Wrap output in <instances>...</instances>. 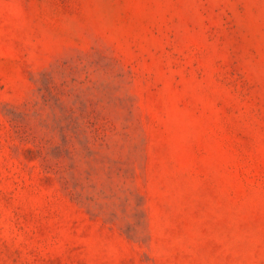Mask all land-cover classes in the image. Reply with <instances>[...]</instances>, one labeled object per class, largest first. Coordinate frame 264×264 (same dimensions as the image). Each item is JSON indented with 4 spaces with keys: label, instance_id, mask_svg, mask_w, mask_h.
Returning <instances> with one entry per match:
<instances>
[{
    "label": "rangeland",
    "instance_id": "rangeland-1",
    "mask_svg": "<svg viewBox=\"0 0 264 264\" xmlns=\"http://www.w3.org/2000/svg\"><path fill=\"white\" fill-rule=\"evenodd\" d=\"M0 264H264V0H0Z\"/></svg>",
    "mask_w": 264,
    "mask_h": 264
}]
</instances>
